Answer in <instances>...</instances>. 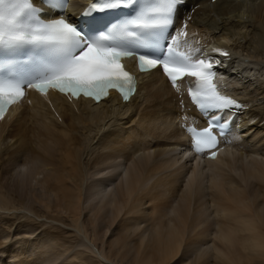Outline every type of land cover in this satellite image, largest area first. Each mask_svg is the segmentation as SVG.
Masks as SVG:
<instances>
[{
    "label": "bare ground",
    "instance_id": "1",
    "mask_svg": "<svg viewBox=\"0 0 264 264\" xmlns=\"http://www.w3.org/2000/svg\"><path fill=\"white\" fill-rule=\"evenodd\" d=\"M180 12L228 53V91L245 106L227 150L210 161L179 150L199 114L159 70L140 76L128 102L29 89L0 119V150L14 147L1 164L22 178L38 170L43 193L28 203L0 177V264H264V0H197ZM29 125L40 151L31 159ZM207 171L212 209L199 203Z\"/></svg>",
    "mask_w": 264,
    "mask_h": 264
},
{
    "label": "snow or ice",
    "instance_id": "2",
    "mask_svg": "<svg viewBox=\"0 0 264 264\" xmlns=\"http://www.w3.org/2000/svg\"><path fill=\"white\" fill-rule=\"evenodd\" d=\"M66 2V0H65ZM182 0H92L84 17L83 28L69 19L44 21L36 15L31 0H0V50L6 57H15L25 48L52 54L57 66L39 78L30 73L21 75L13 63L8 64L12 78L0 79V118L6 106L21 99L25 87L41 92L54 86L71 97L90 96L98 102L107 97L110 88H117L125 101L135 92V77L125 70L123 57L137 55L141 71L162 69L172 87L179 91V82L195 78L196 88L189 90L191 100L200 109L224 110L237 102L222 95L214 83L215 65L211 60L193 59L176 50L178 37H171L174 14ZM121 9L133 14L119 23H103L102 18ZM102 25L97 27L96 25ZM168 30V37L165 32ZM181 36L186 35L181 31ZM163 42V43H162ZM167 49V53L162 49ZM228 55L221 49H214ZM35 55V51L30 53ZM2 66V65H0ZM31 76V78H26ZM216 122L202 130L191 128L193 147L198 153L217 146ZM216 155L212 152V156Z\"/></svg>",
    "mask_w": 264,
    "mask_h": 264
},
{
    "label": "rangeland",
    "instance_id": "3",
    "mask_svg": "<svg viewBox=\"0 0 264 264\" xmlns=\"http://www.w3.org/2000/svg\"><path fill=\"white\" fill-rule=\"evenodd\" d=\"M35 128H37L35 125H29L24 131H23V137L25 139H27V141L29 143H27V146L26 148L28 147L29 149V152H28V158L31 159L35 154H39V147H38V143H37V140H38V136L37 135V130H35ZM29 129V130H28ZM34 129V130H33ZM31 133H30V132ZM29 134H28V133ZM28 136V137H27ZM31 137V138H30ZM17 138V136L15 137V139ZM34 141V142H33ZM7 144V143H6ZM6 144H3V146L1 147L2 150H0V177H3L4 180H3V183L4 185L6 186L5 188H15L18 192L19 195H21L24 199H26V201L28 203H31L32 201H34L35 199H39L40 195L43 193L42 191V188L37 184L35 183L37 181V179L41 176L39 175L37 172H39L38 170H30L27 172V175L22 178L21 175H19L18 172L21 171V167H10V166H3L1 163L5 160H7L9 158V153L10 151H12L14 149V147H11L10 149H8L7 147L10 145H6ZM7 148V149H6ZM13 148V149H12ZM34 152V153H33ZM2 158V159H1ZM23 159L24 157H19L18 158V161L20 160V163L23 162ZM29 159H24V162L27 163V161ZM2 160V161H1ZM29 162V161H28ZM232 166L230 165H226V164H218V170L226 173V175L230 176L231 178H233L236 182H240L242 183L243 182V179H244V182L246 183L247 181H245V177L246 175H243L242 173H235L233 172V167L231 168ZM239 170L241 171L242 169V166L240 164H237L236 166ZM24 169V168H23ZM226 169V170H225ZM238 171V172H239ZM210 175L211 173L209 171H207L204 175H203V180L204 182L206 183V189L203 193V196L201 198V201L202 202H199L201 204H204L205 208L206 207H209V209H212L211 207V194H210V190H209V180H210ZM36 176V178H35ZM237 176V177H236ZM237 179H236V178ZM34 178V179H33ZM17 180V181H16ZM36 180V181H35ZM8 181V182H7ZM27 182V183H26ZM258 183V182H257ZM257 183H253V186L255 184V186H258ZM10 184V185H9ZM16 184V185H15ZM32 184V185H31ZM250 185H248V190L249 192L252 191V183H249ZM259 184V183H258ZM27 185V186H26ZM28 185H29V188H28ZM261 185V184H259ZM263 185V184H262ZM261 185V186H262ZM13 186V187H12ZM23 186V187H22ZM33 187V188H32ZM39 188V189H38ZM22 190V191H21ZM251 190V191H250ZM23 192V193H22ZM196 200L193 201L192 204L196 205ZM210 204V205H209ZM42 221H45L44 219H41ZM52 224H55V222H51ZM58 224V223H57ZM50 225V224H48ZM62 231H64V227H59ZM102 246V244H101ZM133 264V262H132Z\"/></svg>",
    "mask_w": 264,
    "mask_h": 264
}]
</instances>
